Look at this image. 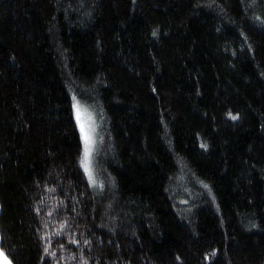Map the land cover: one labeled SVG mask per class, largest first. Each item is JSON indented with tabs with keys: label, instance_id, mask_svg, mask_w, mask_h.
I'll list each match as a JSON object with an SVG mask.
<instances>
[{
	"label": "trees",
	"instance_id": "trees-1",
	"mask_svg": "<svg viewBox=\"0 0 264 264\" xmlns=\"http://www.w3.org/2000/svg\"><path fill=\"white\" fill-rule=\"evenodd\" d=\"M0 241L11 264H264V0H0Z\"/></svg>",
	"mask_w": 264,
	"mask_h": 264
},
{
	"label": "snow or ice",
	"instance_id": "snow-or-ice-1",
	"mask_svg": "<svg viewBox=\"0 0 264 264\" xmlns=\"http://www.w3.org/2000/svg\"><path fill=\"white\" fill-rule=\"evenodd\" d=\"M73 112L77 126L80 131V137L83 144V152L80 159V166L83 169L85 175L88 178L89 184L95 185V179L92 173V152H93V133L95 127L92 122L91 115H86L77 101L76 97H73ZM232 119H236L235 116ZM63 227V226H62ZM47 251V249H45ZM0 264H10L6 254L0 250Z\"/></svg>",
	"mask_w": 264,
	"mask_h": 264
},
{
	"label": "rangeland",
	"instance_id": "rangeland-1",
	"mask_svg": "<svg viewBox=\"0 0 264 264\" xmlns=\"http://www.w3.org/2000/svg\"><path fill=\"white\" fill-rule=\"evenodd\" d=\"M78 101V100H77ZM79 102V101H78ZM79 105L82 109V111L86 114V115H91L92 117V122H93V125L95 127V131L93 133V152H92V173H93V177H94V165H93V158H94V153H95V149H96V145H97V136H96V128H97V121H96V118L94 116V114L87 108L85 107L84 105H82L80 102H79ZM74 113V112H73ZM74 120H75V116H74ZM76 122V120H75ZM77 125V123H76ZM78 128V126H77ZM78 131H79V128H78ZM79 134H80V131H79ZM81 138V137H80ZM82 152H83V144H82ZM83 170V169H82ZM84 172V171H83Z\"/></svg>",
	"mask_w": 264,
	"mask_h": 264
},
{
	"label": "water",
	"instance_id": "water-1",
	"mask_svg": "<svg viewBox=\"0 0 264 264\" xmlns=\"http://www.w3.org/2000/svg\"><path fill=\"white\" fill-rule=\"evenodd\" d=\"M0 244H1V241H0ZM0 250H1V247H0ZM11 264V263H10Z\"/></svg>",
	"mask_w": 264,
	"mask_h": 264
}]
</instances>
